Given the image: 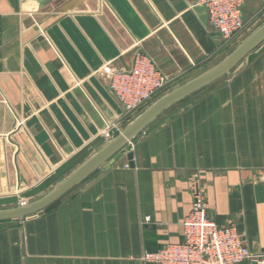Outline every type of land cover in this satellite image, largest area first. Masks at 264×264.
Returning <instances> with one entry per match:
<instances>
[{"label": "crops", "instance_id": "0c3cea01", "mask_svg": "<svg viewBox=\"0 0 264 264\" xmlns=\"http://www.w3.org/2000/svg\"><path fill=\"white\" fill-rule=\"evenodd\" d=\"M243 17L260 25L264 0ZM229 46L193 0H0V202L47 191L130 121L108 83L138 49L172 85ZM195 189L264 251V41L56 202L0 221V264H152L145 252L182 240Z\"/></svg>", "mask_w": 264, "mask_h": 264}, {"label": "built area", "instance_id": "2783aa9c", "mask_svg": "<svg viewBox=\"0 0 264 264\" xmlns=\"http://www.w3.org/2000/svg\"><path fill=\"white\" fill-rule=\"evenodd\" d=\"M206 10L211 27L233 44L245 29V0H193ZM171 80L142 49L129 69L114 71L108 87L129 119L149 105L155 95L171 87ZM107 139L111 136L105 133ZM149 217H144L148 221ZM182 240L166 243L141 260L152 264H264V251H250L234 222L219 225L209 213L200 189L192 192L191 207L181 222Z\"/></svg>", "mask_w": 264, "mask_h": 264}, {"label": "water", "instance_id": "95a60500", "mask_svg": "<svg viewBox=\"0 0 264 264\" xmlns=\"http://www.w3.org/2000/svg\"><path fill=\"white\" fill-rule=\"evenodd\" d=\"M263 41L264 21L218 62L203 71L186 75L173 83L171 87L155 95L154 100L140 109L139 113L130 119L120 131L110 137L104 145L79 166L56 181L47 191L41 192L26 201L8 207H1L0 221L34 215L56 202L97 169L105 164L109 165L117 159L128 143L153 123L164 111L218 82ZM127 157L129 166L133 167V153L129 152Z\"/></svg>", "mask_w": 264, "mask_h": 264}, {"label": "rangeland", "instance_id": "374dc122", "mask_svg": "<svg viewBox=\"0 0 264 264\" xmlns=\"http://www.w3.org/2000/svg\"><path fill=\"white\" fill-rule=\"evenodd\" d=\"M260 20H261V18L258 20V21H256V23H254L253 25H249V24H247V25H245L246 26V28L244 29V31L243 32H241L239 35H238V37H237V40L235 41V43H233L232 44V46H229L230 47V49L228 50V51H231L238 43H240L248 34H250L255 28H257L256 26L258 25L259 26V22H260ZM228 44V43H227ZM227 51V52H228ZM132 119V118H131ZM115 128H116V126H114ZM114 128V129H115ZM108 131H106V132H104V134L105 133H107ZM114 132H117V130L116 131H114ZM109 133V132H108ZM110 134V133H109ZM115 133H112L111 134V137L114 135ZM103 136H105V135H103ZM108 140V139H107ZM106 140V141H107ZM68 171H66V172H64V173H67ZM59 176H61V175H59ZM56 178H54L53 180H51L50 182H48V183H45V185H43L42 187H41V189L42 190H44V189H48L49 188V186L51 185V184H53L54 183V180H55ZM16 203V198H9L8 200H7V202H0V205H7V204H15Z\"/></svg>", "mask_w": 264, "mask_h": 264}]
</instances>
